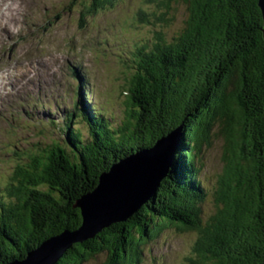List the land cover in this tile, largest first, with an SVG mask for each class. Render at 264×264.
I'll list each match as a JSON object with an SVG mask.
<instances>
[{
    "label": "trees",
    "instance_id": "1",
    "mask_svg": "<svg viewBox=\"0 0 264 264\" xmlns=\"http://www.w3.org/2000/svg\"><path fill=\"white\" fill-rule=\"evenodd\" d=\"M119 1L81 0V14ZM257 2L148 0L150 10L138 15L150 36L124 61L122 124L79 104V121L69 115L64 122L65 142L37 141L17 159L3 183L8 200L0 199V264L21 261L44 240L77 230L76 203L99 176L178 127L179 146L153 202L71 244L55 264H85L99 255L105 256L100 264H141V246L167 229L194 234L183 264H262L264 39ZM71 123L82 124L87 138ZM214 130L225 144L208 192L196 165ZM209 196L213 204L205 210Z\"/></svg>",
    "mask_w": 264,
    "mask_h": 264
},
{
    "label": "rangeland",
    "instance_id": "2",
    "mask_svg": "<svg viewBox=\"0 0 264 264\" xmlns=\"http://www.w3.org/2000/svg\"><path fill=\"white\" fill-rule=\"evenodd\" d=\"M12 1L19 7L17 11L11 9L4 14L3 27L8 37L0 34V59L19 60V64L11 63V68L17 70L9 68L0 79V199L4 200L8 199L3 183H8V180L2 177L12 175L17 159L32 144L37 141L49 143L52 140H66L62 122L67 114L70 115V97L76 86L70 67H80L76 68L87 80V92L90 90V93L85 102L107 120L121 125L126 100L120 91L129 77L124 60L130 58L127 57L128 50L131 52L136 43L150 36L149 27L138 15L139 10L149 9L148 0H120L112 8L102 9L92 15L81 14V0ZM8 2L11 5V0ZM80 20H84V24H80ZM10 81L23 84L18 88L20 91L12 96ZM79 128L87 138L84 126L80 124ZM212 135L211 145L202 150L200 163L196 165H201L200 179L208 192L221 171L225 144L222 134L214 130ZM158 143L160 139L154 146ZM154 146L145 149L150 153L141 151L139 157L153 158L151 151ZM139 184L141 190L149 189L143 182ZM159 186L152 197L141 202L127 219L142 211L149 201L153 202L152 198L157 195ZM131 189L133 192V187ZM212 204L209 196L205 201V210ZM193 240V233H176L173 229H167L159 239L141 246L143 256L140 262L183 264L190 254ZM104 258V255H99L85 264H100Z\"/></svg>",
    "mask_w": 264,
    "mask_h": 264
},
{
    "label": "water",
    "instance_id": "3",
    "mask_svg": "<svg viewBox=\"0 0 264 264\" xmlns=\"http://www.w3.org/2000/svg\"><path fill=\"white\" fill-rule=\"evenodd\" d=\"M257 4L262 15L264 39V0H258ZM180 136L181 128L178 127L161 139L151 151L154 154L153 158H140L139 152L114 163L109 172L100 175L97 189L77 201L76 207L80 209L82 218L77 230L64 231L52 236L44 240L35 250L28 252L25 259L12 261L9 264H55L71 244L93 238L96 233L112 223L126 221L141 202L152 197L160 185V180L167 176ZM142 152L146 153L147 150ZM149 180L151 183L148 185ZM140 182L145 186L148 185L149 189L141 190ZM107 193L109 195L104 196Z\"/></svg>",
    "mask_w": 264,
    "mask_h": 264
},
{
    "label": "bare ground",
    "instance_id": "4",
    "mask_svg": "<svg viewBox=\"0 0 264 264\" xmlns=\"http://www.w3.org/2000/svg\"><path fill=\"white\" fill-rule=\"evenodd\" d=\"M15 7V8H14ZM18 5L16 4L15 1H12L11 0V5L9 4L8 0H0V34H3L5 35L6 37H8V32L7 30L5 29V27H3L4 25V14L13 9V11H17L18 9ZM17 8V9H16ZM8 13V12H7ZM1 38V36H0ZM0 79L2 78V76L4 75V71H7L9 68L12 69V71H16L17 69L14 68H11V63L12 62H15L17 64H19V60L18 58H15V59H11V61L9 60H2L0 59ZM4 62V64L2 63ZM13 79H16V77H13ZM11 82V81H10ZM12 84V90H11V95H13V93H17L18 91H20L19 89L23 86V84L19 83V82H11ZM19 88V89H18ZM164 137H161V139H163Z\"/></svg>",
    "mask_w": 264,
    "mask_h": 264
}]
</instances>
